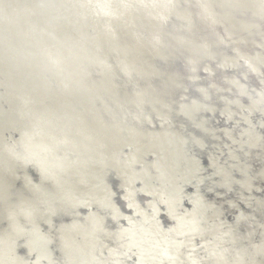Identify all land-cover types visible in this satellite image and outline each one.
I'll use <instances>...</instances> for the list:
<instances>
[{"label":"water","instance_id":"water-1","mask_svg":"<svg viewBox=\"0 0 264 264\" xmlns=\"http://www.w3.org/2000/svg\"><path fill=\"white\" fill-rule=\"evenodd\" d=\"M243 1L0 0V40L8 37L10 33L12 34L17 48H8V50L3 51V54L12 60L15 66L24 60L27 55L31 61L40 64L45 52L48 51V66L51 68L59 58H61L62 62L70 63L69 61L78 55L80 61L84 63L78 76L83 80L92 81L93 78L96 80L105 71L112 70L101 69L99 65L103 66V63L107 66L130 69L132 74H127V72L123 71L124 77L122 78L112 80V82L105 81L103 83L102 80L97 83L102 85L100 88L114 87L117 95L120 94L121 97L126 93L129 94L127 100L113 96V101L110 102L112 107L115 106L114 102L119 105L115 106L117 114L114 122L124 126L126 121L129 118L131 119L128 109H133L132 107L137 109L148 107L147 109L153 116L154 114H162L159 108L158 113L153 112L147 104V97H142L147 91L152 92L154 87L155 93L159 94V98L162 101H167L165 102V107L167 108L164 109V112H166L169 107L167 103L171 101L167 99L174 93H178V81L186 77L191 79L189 82L192 83V79L198 76L197 71L204 64L202 54H206L205 59L210 60L213 64H223L226 67L223 70L214 68L212 70L213 76H211L216 80L214 83L217 84L216 87L220 98H222V103L229 102L233 107L239 106L232 101V97L226 91L228 80H226L227 77L225 75L227 74L225 72L228 68L227 64H241L240 58L242 56L240 53L231 54L232 56L229 57L228 61V57L227 59L221 58V50L230 48L238 39L243 42V46H239L241 49L247 48L248 52L258 57H260V54H264V50L259 46L261 41H255L259 37L264 38V31L262 32L261 29H258V24L264 21V0L251 2L245 0V7H243ZM116 4H119L120 7ZM231 14H238V18H240L242 23L240 24L235 19L230 25L228 17ZM35 18H38L39 21H45L44 24L48 28H46L47 31L40 40L38 39V34L34 33L35 30L31 23V20ZM58 21L64 23H59ZM78 31L80 34H77ZM32 33H34L33 36H31ZM136 36L138 39L135 38ZM59 37L64 39L62 46L59 42ZM128 38L136 44L138 42L142 44L141 40L147 43L146 45L150 44L151 41L153 43L149 49L156 55L153 59L155 65L152 71L147 74V80L141 78L143 74L138 73L136 68L134 70V61L128 56H122L125 52L120 53V49H116L112 45L114 39L124 42ZM250 38L254 39L253 41L258 45L250 44ZM94 42H96V46H94ZM53 43L58 44L57 48L52 46ZM192 48L194 49L190 51ZM91 49H94L95 52L99 50L98 58L95 57L91 62L85 61V56L89 55ZM149 49L148 53L150 52ZM157 51L159 52L158 56ZM182 54L185 55L183 60H181ZM165 55L168 57L174 55L178 63L186 62L171 64L160 70L157 65L160 61L167 58ZM158 57H161L162 60H158ZM256 61L260 62V60ZM247 67L252 69L253 66L248 65ZM247 67H241L232 74L234 77L233 84L240 91L241 89L238 85L252 84L255 81L254 75L249 79V83L242 82L240 71ZM61 69L66 71L65 68H59L56 71L47 70L46 74L48 76H46V79L49 80L50 76L60 72L62 85L65 87L68 82L64 79L65 75ZM171 69L177 75L174 81L170 80L171 75L168 77L164 76L166 71ZM17 76L14 73L10 78L16 79ZM68 79L76 84L74 77ZM41 93L44 94V92ZM203 95V98L207 96L206 93ZM250 99V96H246L238 101L248 104ZM14 102L15 109L20 106L27 113L35 106V101L30 108L15 97ZM159 107L161 106L159 105ZM179 107L175 105L173 108H169L177 110ZM119 108L127 116H122ZM68 111L70 112V110ZM104 111V107L100 106V112L97 114L87 113L86 115L81 107L75 105V110L72 113L78 116L85 115L88 122L106 119L110 123L112 120L104 116ZM70 116L65 117L70 119ZM187 117L190 119L185 123L183 122L181 128L178 129V133L182 135L188 132L194 136V139L190 138L189 148L192 151L201 150L206 154L205 157L199 156L197 153L194 155H197L202 162L203 157L210 160L211 153L215 152H217L219 158L222 148L219 147L217 142L204 140L200 128L197 126V121L201 117ZM215 118L220 122L219 127H222L223 121H221V118L219 116H215ZM27 124L29 126L28 121ZM50 126V128L57 131L60 128L63 129L65 134H73L70 127L61 125L59 120L52 122ZM206 126L207 128L210 127L209 124ZM0 127L2 126L0 125ZM3 129H0L1 132ZM69 135L59 140L57 145L51 139L46 140L41 137H35L29 141V146L36 151L33 152L25 145L19 154L10 155L12 159L8 160L3 154L14 150V148H7L12 143L4 137L3 141L5 142L0 144V168L3 170L13 169L15 172L12 177L17 175V178L0 188L2 192L1 200L3 201V203H0V264H106L105 262L111 258L108 257L111 250L120 253L122 251L124 253V262L129 263L133 260L130 257L132 253L137 251L138 255L139 252L144 253L147 249L154 246L146 240L140 239L129 240L128 244L124 242L127 245L125 249H120L113 242L107 240L105 243H100L105 225L110 220L116 221V214L112 216L105 210L107 205L109 207L110 205L114 206L120 210L124 207L120 211L121 215L126 214L129 216L125 215V217L133 218V222L125 226V233H137L141 224L143 230L149 228L148 219L144 218L143 221L140 219V216L144 213H140L139 210L136 211L133 205L136 201H144L146 194L148 195L151 192L157 194V189L160 188L156 181H153L154 190L145 185L146 180H151L157 172L160 175V171L157 168H153L149 162L154 160L152 156L153 150H146L149 156L146 157L147 153L144 155L146 161L140 167L138 172L140 176L127 168L129 165H133L135 160H139L133 155V153L139 152L138 149L136 150L135 148L134 151L132 149L127 150L123 145L117 151L113 148L110 151L109 147L112 144L107 146L106 150L101 149V154L94 160L95 166L90 162L88 170H85L81 163L72 159L75 156V150L77 147L83 146L88 153L90 149L96 146L90 140L87 142L82 132L70 137ZM102 140L110 143L109 139ZM139 142L138 146L142 142L144 143V140L140 139ZM38 145L42 147L37 148ZM164 147L170 151L171 160H176L174 152H171L173 149L171 141H165ZM53 150L58 153L53 154L54 164L41 162L42 158L48 154L41 155L39 159L34 158V154H44ZM111 153H117L114 160L109 158ZM225 155L226 153L223 154V156ZM33 160L35 162H32ZM156 164L157 161L154 165ZM158 164L163 170L161 164ZM185 166L186 164L184 163L183 167ZM143 170L144 175L141 174ZM123 171H126V175ZM53 172L56 173V176ZM205 176L202 174L197 176L194 173L193 175L189 174L193 182L197 181L195 177H199L201 188L206 187L207 182L214 179L213 177ZM185 181L177 182V187L180 191L177 188L164 187L170 196H173V192L176 194L174 198L177 203L178 196L184 191L185 186L186 190H188V184ZM118 185L123 186V188L117 192ZM108 191H114L115 193ZM85 197L89 203H94L95 210L90 208L91 213L89 214L85 208H82L77 213L69 216L67 212L69 205L74 202L80 203ZM130 201H132L131 208L126 210L125 204ZM165 201L167 205L171 203L166 198ZM198 201L204 206L203 198L199 196ZM158 202L157 200L154 203L156 208L153 213L155 212L157 215V210L160 208L165 213L168 212L169 218H171L172 211H166L167 205H159L157 208ZM206 205L210 207L211 203L207 201ZM90 209L88 210L90 211ZM31 214H33L32 217ZM3 215L6 220L3 219ZM121 215L119 216L120 218ZM158 215H161V213H158ZM50 216L52 218L51 222H49ZM164 221L166 222L165 218ZM165 222L163 224L167 225L166 223L168 222ZM22 254L24 257L32 255L33 260L22 261Z\"/></svg>","mask_w":264,"mask_h":264},{"label":"bare ground","instance_id":"bare-ground-1","mask_svg":"<svg viewBox=\"0 0 264 264\" xmlns=\"http://www.w3.org/2000/svg\"><path fill=\"white\" fill-rule=\"evenodd\" d=\"M251 1L254 0H248L247 2ZM245 2V0L242 2L243 7L246 6ZM116 5L119 6V4ZM235 19L240 24L242 23L238 18V14H231L228 17V23L231 25ZM44 22L39 21L38 18L31 20L35 30L34 33L38 34L39 40L43 38L48 29ZM58 22L64 23L62 21ZM258 26L259 28H257L263 32L264 21L259 23ZM77 34H80V32L78 31ZM135 38L138 39L137 36ZM263 39L259 37L255 41H261L259 46L264 50ZM253 40L250 38L249 43L258 45ZM59 42L62 46L64 39L59 37ZM141 43L136 44L128 38L124 42L114 39L112 45L116 49H120V53L125 52L122 56H128L132 59L134 70L136 68L138 73L143 74L141 78L147 80V74L152 71L155 65L153 59L156 55L149 49L153 45L152 41L148 45L142 40ZM96 45V42H94V46ZM240 45L243 46V42L237 39L230 48L221 50V58L227 59L228 57V61L229 57L235 53H240L242 56L240 58L242 65L227 64L228 68L225 72L227 74L225 75L226 80H228L226 91L232 97V101L239 106L233 107L229 102L222 103V98H220L216 87L217 84L214 83L216 80L211 76H213L212 70L214 68L223 70L226 67L223 64H213L210 60L205 59L206 54H202L204 64L201 69H198V76L192 77V83L189 82L191 79L186 77L180 79L178 81V93H174L167 99L171 100L167 103L169 107L180 106L177 110L168 107V110L164 112V109L167 108L165 107L167 101H162L159 98V94L155 93L154 87L152 92L147 91L142 97H147V104L153 112L158 113L160 109L162 114H154L153 116L147 109L148 107H141L140 109L132 107L135 110L128 109L131 119L129 118L123 126L114 122L117 114L115 106L119 105L114 102L115 106L112 107L110 102L113 101V96L127 100L129 94L126 93L121 97L120 94L117 95L114 87L100 88L102 85L97 83L102 80L104 83L105 81L112 82V80L122 78L124 77L123 71L132 74L130 69L107 66L103 63V66L99 65L101 69L112 70L105 71L96 80L94 78L92 81L83 80L78 76L84 63L80 61L78 55L71 59L70 63L62 62L59 58L51 68L48 66V51L45 52L40 64L31 61L27 55L24 60L15 66L12 60L3 54V51L8 50V48H17L10 33L8 37L0 40V125L2 126L0 129L4 128L2 132L0 130V144L5 142L3 139L6 137L12 143L7 148H14V150L10 153L7 151L3 156L7 160L12 159L10 155L19 154L25 145L33 152L36 151L29 146V141L35 137L46 140L51 139L57 145L59 140L66 138L69 133L65 134V131L61 128L58 131L50 128V124L56 120H59L61 125L70 127L73 134H70L69 137L82 132L87 142L90 140L97 147L90 149L88 153L83 146L77 147L75 150V156L72 159L81 163L85 170H88L90 162L95 166L94 160L101 154V149L106 150V147L112 144L109 147L110 151H112V148L117 151L123 145L127 150L132 149L134 151L135 148L138 149L139 155H137V152L133 155L139 160H135L133 165H129L127 168L140 176L138 172L140 167L145 164L144 155L147 153L146 150H153L154 160L149 162L153 168L160 171V175L157 172L151 180H146L145 185L153 189V181H156L160 188L157 189V194L152 192L146 194L144 201H136L133 205L136 211L139 210L140 213H144L140 216V219L141 221L144 218L148 219L149 228L143 230L141 224L137 233H125V226L128 223L131 224L133 218L125 217V213V215H121L120 211L124 207L120 210L107 205L105 210L112 216L116 214V221L110 220L105 225L100 243H105L107 240L113 242L118 248L125 249L129 240L140 239L146 240L154 246L144 253L139 252L138 255L137 251L132 253L130 257L133 260L129 263L124 262L122 251L120 253L111 250L108 255L111 258L105 263L264 264V54H260V57H258L248 52L247 48L241 49ZM52 46L57 48L58 44L53 43ZM193 49H190V51ZM98 53L99 50L95 52L94 49H91L89 55L85 56V61L91 62L95 57L98 58ZM162 53L164 54L163 50ZM158 55L159 52L157 51ZM165 56L167 58L157 65L160 70L171 64L186 62H176L174 55L172 57ZM184 58L185 55L182 54L181 60ZM160 59L162 60L161 57H158V60ZM256 60H260V62ZM248 65L253 66L252 69H249ZM241 67H247L240 71L242 82L249 83V79L254 75L255 81L252 84L238 85L240 91L233 84L234 77L232 74ZM59 68L66 69V71L61 69L65 75L64 79L68 82L65 87L62 85L60 72L55 73V77L50 76L49 80L46 79V76H48L46 74L47 70L56 71ZM14 73L18 75L16 79L10 78ZM169 75L172 76L171 81H174L177 77L173 69L166 71L164 74L165 77ZM67 77H74L76 84ZM41 92H44V94ZM204 93L207 95L205 98L202 97ZM246 96L251 97L248 104L238 101ZM14 97L30 108L35 101V106L31 108L29 113L24 112L20 106L15 109ZM67 104L69 105L67 106ZM75 105L81 107L86 115L87 113L97 114L100 112V106H103L105 109L104 116L112 121L109 123L106 119H100V121L92 120V122H88L85 115L78 116L72 113L75 110ZM119 109L122 116H127L121 108ZM68 115H71L70 119L65 117ZM187 116L192 118H195V116L201 117L197 121V126L200 128L204 140L217 142L219 147L222 148L219 158L217 152L211 153L209 160V158H204L206 154L203 151H192L189 148L190 138L194 139L195 137L188 132L182 135L178 133V129L181 128L183 122L185 123L190 119ZM215 116H219L223 121L222 127H219L220 122L216 120ZM207 124L210 127L207 128ZM102 139H109L110 143L104 142ZM140 139H143L144 143L142 142L138 146ZM165 141H171L173 148L171 152H174L176 160H171L170 151L164 147ZM40 147L42 146H37V148ZM54 153L58 154L53 150L44 154H34V158L39 159L41 155L48 154L42 158L41 162L54 164ZM196 153L199 156H204L202 158L203 162L197 155H194ZM224 153H226L225 156H223ZM116 155L117 153H111L109 158L114 160ZM147 156H149L148 153ZM156 161L157 164L154 165ZM32 162H35V160ZM158 163L161 164L163 170H161ZM184 163L186 164L185 167H183ZM14 172L13 169L3 170L0 168V188L17 178V175L12 177ZM123 172L126 175V171ZM193 173L196 176L202 174L203 176L206 175L205 177H213L214 179L208 181L206 187L201 188L199 177H195L197 180L195 182L189 177V174L193 175ZM141 174L144 175V170ZM54 175L56 176V173ZM183 180H186L188 190L184 185L185 189L178 196L177 203L174 198L176 194L173 192V196H170L164 187L169 186L171 189L177 188L180 191L177 186ZM121 188L123 186L118 185L117 192ZM1 196L2 192L0 191V203H3ZM164 196L168 202H171L169 205L163 198ZM199 196L203 198L204 206L198 201ZM157 200L159 201L157 208L159 205H167L166 211H172L171 218H169L168 212L166 214L160 208L157 210V215L158 213H161V215L157 216L155 212L153 213L156 208L154 203ZM207 201L211 203L210 207L206 205ZM131 203L132 201L126 202V210L131 208ZM82 208H85L87 213L90 214L91 209L95 210V205L92 202L89 203L85 197L82 202H74L69 205L68 215L77 213ZM34 211L36 212V210ZM32 216L33 214H31ZM164 218L168 223L164 221ZM3 219L6 220L4 215ZM128 220L130 221L128 222ZM51 221L50 216L49 222ZM164 222L167 225L163 224ZM21 258L24 262L33 260L32 255L24 257L22 254Z\"/></svg>","mask_w":264,"mask_h":264},{"label":"rangeland","instance_id":"rangeland-1","mask_svg":"<svg viewBox=\"0 0 264 264\" xmlns=\"http://www.w3.org/2000/svg\"><path fill=\"white\" fill-rule=\"evenodd\" d=\"M130 220H128V222H129Z\"/></svg>","mask_w":264,"mask_h":264}]
</instances>
